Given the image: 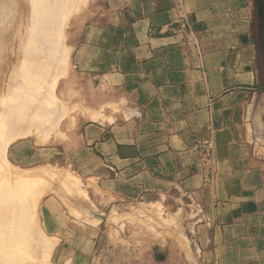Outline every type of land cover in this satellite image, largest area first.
<instances>
[{
  "label": "crops",
  "instance_id": "0c3cea01",
  "mask_svg": "<svg viewBox=\"0 0 264 264\" xmlns=\"http://www.w3.org/2000/svg\"><path fill=\"white\" fill-rule=\"evenodd\" d=\"M96 15L75 66L111 80L124 109L78 117L70 162L111 213L180 212L188 246L161 264H264V0H104Z\"/></svg>",
  "mask_w": 264,
  "mask_h": 264
},
{
  "label": "rangeland",
  "instance_id": "374dc122",
  "mask_svg": "<svg viewBox=\"0 0 264 264\" xmlns=\"http://www.w3.org/2000/svg\"><path fill=\"white\" fill-rule=\"evenodd\" d=\"M84 3L86 4L82 3L81 9L76 7L79 11L75 9L72 12L74 15L69 16L70 21L68 19L69 22L64 29L70 66H67L63 73V69H60V76L55 85L58 103L61 109L64 108L60 112V124L52 133L46 124H35L31 125L32 128L16 126L5 135V141L13 140L6 149L7 162L15 167V170L19 169L22 176L7 177L5 173L7 165L0 159V164L6 166L0 165L1 178L7 177V185L12 188L22 186L25 190L24 195L33 200L34 223L40 226L39 234L41 237L44 235L45 238L42 237L41 244L49 245L53 240L52 244L56 243L53 245L52 254L49 252V255L47 251L40 260L34 259L33 262L29 255L32 259L29 264L42 262H45L44 264H161L159 260L164 262V259L159 256L156 259L158 254H166L170 250L179 252L188 246L187 234L178 217L180 212L172 215L160 204H138L121 211L120 214L116 211L111 213L106 207L100 206L98 197L93 193V186H96V183L91 184L90 180L79 172L76 165L70 162L72 158L70 154L74 153L75 148V136L80 132L76 127L78 117L90 123L95 120L111 122L113 118L108 117L105 110L109 108L116 113L124 109L123 106L114 105L117 104L116 91L111 86V80L102 78L101 81L98 75L94 77L81 73L75 66L74 48L85 40V30L93 22H98L99 15L95 16V14L104 7V0H84ZM75 11L78 13L75 14ZM256 21L258 23L257 12ZM258 45V62L264 79V51L260 43ZM259 87H262L261 92H264V81ZM71 106L76 108L71 110ZM96 114H100V118L99 115L95 118ZM40 130L41 133L47 132V134H40ZM23 133H25L24 137L20 135ZM14 151L20 152L22 160L16 161ZM67 172H70L71 177H68L71 180L67 177ZM26 173L29 175L33 173L31 181L28 180L29 178H23L29 176ZM18 177L22 183L17 181ZM10 178L16 181H11ZM13 182H16V185H11ZM91 226L96 234L87 239L94 241L89 248L81 235L83 236L84 227ZM46 239L48 240L45 241ZM81 254H85L86 258L80 259Z\"/></svg>",
  "mask_w": 264,
  "mask_h": 264
},
{
  "label": "bare ground",
  "instance_id": "6f19581e",
  "mask_svg": "<svg viewBox=\"0 0 264 264\" xmlns=\"http://www.w3.org/2000/svg\"><path fill=\"white\" fill-rule=\"evenodd\" d=\"M79 3L81 0H0V159L7 165V177L22 174L7 162L6 149L13 140L5 141V135L16 126L35 124H46L52 133L60 124V112L64 108L61 109L58 103L55 85L60 69L63 73L70 66L64 29L76 7L86 4L84 0ZM73 108L71 106V110ZM97 115L100 118V114L94 117ZM43 133L40 130V134ZM20 135L24 137L25 133ZM1 173L0 167V264H29L32 259L33 262L34 259L40 260L47 251L52 254L56 243L52 244L53 240L49 245L41 244L44 235L40 236V226L34 223L33 200L24 195L22 186L12 188L7 185L8 178H1ZM67 173V177H71ZM32 176L33 173L23 178L31 181ZM19 179L17 181L22 183ZM11 185H16V182Z\"/></svg>",
  "mask_w": 264,
  "mask_h": 264
},
{
  "label": "built area",
  "instance_id": "2783aa9c",
  "mask_svg": "<svg viewBox=\"0 0 264 264\" xmlns=\"http://www.w3.org/2000/svg\"><path fill=\"white\" fill-rule=\"evenodd\" d=\"M194 151L198 154L200 159L206 160L212 154V151H213L212 142L197 141L194 145Z\"/></svg>",
  "mask_w": 264,
  "mask_h": 264
},
{
  "label": "trees",
  "instance_id": "16d2710c",
  "mask_svg": "<svg viewBox=\"0 0 264 264\" xmlns=\"http://www.w3.org/2000/svg\"><path fill=\"white\" fill-rule=\"evenodd\" d=\"M264 89V88H263Z\"/></svg>",
  "mask_w": 264,
  "mask_h": 264
}]
</instances>
